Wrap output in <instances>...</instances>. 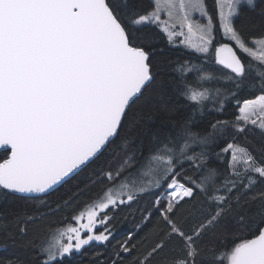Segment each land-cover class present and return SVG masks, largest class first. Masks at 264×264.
Returning a JSON list of instances; mask_svg holds the SVG:
<instances>
[{"label": "snow or ice", "instance_id": "1", "mask_svg": "<svg viewBox=\"0 0 264 264\" xmlns=\"http://www.w3.org/2000/svg\"><path fill=\"white\" fill-rule=\"evenodd\" d=\"M157 33L178 50L167 78ZM156 98L179 119L138 137ZM0 149V234L31 254L11 264H65L92 242L89 264H264V0H0ZM144 197L151 232L109 251L108 213Z\"/></svg>", "mask_w": 264, "mask_h": 264}, {"label": "trees", "instance_id": "2", "mask_svg": "<svg viewBox=\"0 0 264 264\" xmlns=\"http://www.w3.org/2000/svg\"><path fill=\"white\" fill-rule=\"evenodd\" d=\"M237 24L239 25L242 22H245L243 17L237 19ZM251 24L259 26L260 20L259 17H255L252 19ZM153 47L156 50V55L154 56V61L156 63L155 71L160 73V76L157 77V79H160L161 77L167 78L171 75L172 68L169 66L168 61L174 60L178 54V50L170 47L167 43L166 37H164L161 34H156L153 41ZM194 73L188 76V80L192 81L194 79ZM203 87L205 88H221L222 90L227 89L228 85L224 82H212V83H205L203 84ZM147 95V93H145ZM178 105H176L172 100L165 98L164 100H161L159 98H156L152 101L151 105L148 106V108L145 109L143 118L139 124V126L135 129V133L138 137L144 136L146 137L150 131H152L154 128L160 126L163 124L165 128H170L174 121L179 119V114L177 111ZM234 109L229 106L227 109V113L233 112ZM219 118H225V117H219L215 113H212L211 115L207 116V120H214ZM194 131L197 129H193ZM139 143V139L137 141ZM109 148L111 149L112 146L110 145ZM196 151H199V149H196ZM218 151V149L213 150V154L211 159L210 166H214L216 164V157L215 152ZM6 153L4 151L0 152V158H4ZM93 167V165H89L88 169H85L84 172L80 173L79 179H82L85 183L87 182V174L90 171V169ZM187 167V166H186ZM72 182L70 181L68 185H64L63 187L58 189V193H64L66 189L69 188L70 184ZM83 186V185H82ZM103 185H96L92 189V195L85 194L83 196L79 197L80 207L82 208L84 206L85 202H90V200L97 194L102 191ZM72 191H75V189H72ZM57 195V193H53V196ZM150 199L149 197H144L143 200H140L138 204H132L131 208L129 207H121L118 211L109 212V215H112L114 218L111 222V226L113 227L114 234L110 241L107 243L106 247L110 251L112 249V246L117 244L118 242L124 240L128 234L129 231H132L135 239L133 240V243H139L143 238L148 236V234L151 232L153 228L152 223H143L140 229L136 228L137 224H141L142 217L140 215V208H143L146 204L147 200ZM19 203V202H17ZM77 201H73L71 205H69V208H72L76 205ZM0 209H4L3 204H0ZM5 211L7 209H4ZM80 209L77 208L76 211H79ZM75 213L70 212L68 210H64L61 212H58L55 216L49 217L48 221L51 224L52 228L62 227L63 225L60 223V221L65 217H70L71 215H74ZM155 216H153L152 220L155 221ZM258 219V218H257ZM99 231H102V228L98 229ZM235 236L243 237V238H251L246 233L242 232H236ZM231 235H230V242L229 247L231 246ZM145 245H142L144 247ZM102 250L97 245L96 242H92L89 246H86L85 249L75 257L70 258L65 262V264H89V258L92 255L94 251ZM137 252H133L132 256L128 257V260L130 261L134 256L138 254ZM227 251V248L221 247L220 248V255H223L224 252ZM30 253L27 252V250L23 247V242L20 239L16 240H4L2 234H0V264H11L12 261H15L17 259L24 260L30 257Z\"/></svg>", "mask_w": 264, "mask_h": 264}, {"label": "water", "instance_id": "3", "mask_svg": "<svg viewBox=\"0 0 264 264\" xmlns=\"http://www.w3.org/2000/svg\"><path fill=\"white\" fill-rule=\"evenodd\" d=\"M3 151L2 149H0V152Z\"/></svg>", "mask_w": 264, "mask_h": 264}]
</instances>
